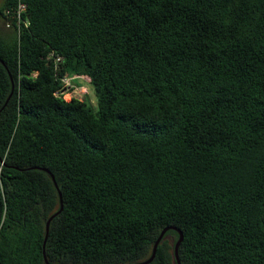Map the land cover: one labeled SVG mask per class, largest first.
I'll use <instances>...</instances> for the list:
<instances>
[{
  "label": "trees",
  "instance_id": "trees-1",
  "mask_svg": "<svg viewBox=\"0 0 264 264\" xmlns=\"http://www.w3.org/2000/svg\"><path fill=\"white\" fill-rule=\"evenodd\" d=\"M24 2L0 7V264L137 263L170 226L182 264H264V0ZM83 76L95 104L61 93Z\"/></svg>",
  "mask_w": 264,
  "mask_h": 264
},
{
  "label": "rangeland",
  "instance_id": "rangeland-1",
  "mask_svg": "<svg viewBox=\"0 0 264 264\" xmlns=\"http://www.w3.org/2000/svg\"><path fill=\"white\" fill-rule=\"evenodd\" d=\"M4 0H0V7ZM11 30L7 27L5 21L0 16V33L2 35H6ZM65 99L70 100L73 97L79 99H86L89 98L91 103H96V96L93 92L92 85L90 83V79L87 76H83L80 78L73 79L71 81L70 88L64 94Z\"/></svg>",
  "mask_w": 264,
  "mask_h": 264
},
{
  "label": "water",
  "instance_id": "water-1",
  "mask_svg": "<svg viewBox=\"0 0 264 264\" xmlns=\"http://www.w3.org/2000/svg\"><path fill=\"white\" fill-rule=\"evenodd\" d=\"M51 175H52L53 180H54L55 183H56V179H55L54 175H53L52 173H51ZM56 185H57V184H56ZM57 187H58V185H57ZM61 201H62V199H61ZM62 208H63V206H62ZM52 218H53V216L50 217V219L48 220V223H47V233L49 232V225H50V222H51ZM169 229H176V230L178 231V233L180 234V237H179V239L177 240V242L175 243V246H174V256H175V259H176V264H182L181 259H180V255H179V248H180V245H181V243H182V241H183V239H184V234H183V232H182L181 229L176 228V227H174V226L166 227V228L160 233L159 237H158L157 240L155 241L154 248H153V252H152V255H151V257H150L149 259L144 260V261H139V262H137V263H130V264H148V263L152 262L153 259H154L155 256H156L158 246L160 245V243L162 242V240L165 238V234H166V232H167ZM46 240H47V237H46ZM44 246H45V245H44ZM44 256H45L46 261L48 262V260H47V256H46V252H45V247H44ZM61 264H63V263H61Z\"/></svg>",
  "mask_w": 264,
  "mask_h": 264
},
{
  "label": "built area",
  "instance_id": "built-area-1",
  "mask_svg": "<svg viewBox=\"0 0 264 264\" xmlns=\"http://www.w3.org/2000/svg\"><path fill=\"white\" fill-rule=\"evenodd\" d=\"M17 12H16V14H17V17H18V19H19V22L21 21V13L23 12V11H25L26 10V8H27V4L24 2V0H19V3H18V5H17ZM8 13H10V11H8ZM26 24H28V23H26ZM7 25H8V27L10 26V23L8 22L7 23ZM56 60L59 62V61H61V57H57L56 58ZM74 79V77L73 78H71V77H63L62 78V81L65 83V90H63L61 93H66V91L70 88V86H71V81Z\"/></svg>",
  "mask_w": 264,
  "mask_h": 264
}]
</instances>
